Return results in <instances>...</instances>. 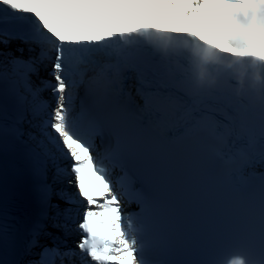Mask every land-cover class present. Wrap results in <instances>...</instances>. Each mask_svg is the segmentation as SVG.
Returning a JSON list of instances; mask_svg holds the SVG:
<instances>
[{
    "label": "snow or ice",
    "instance_id": "6c2138e0",
    "mask_svg": "<svg viewBox=\"0 0 264 264\" xmlns=\"http://www.w3.org/2000/svg\"><path fill=\"white\" fill-rule=\"evenodd\" d=\"M3 92L19 110L0 121V151L10 131L39 212L17 227L0 206V264H264V0H0ZM128 161L151 178L142 211L184 221L181 252L211 246L258 198L259 259H151L112 179Z\"/></svg>",
    "mask_w": 264,
    "mask_h": 264
},
{
    "label": "bare ground",
    "instance_id": "6f19581e",
    "mask_svg": "<svg viewBox=\"0 0 264 264\" xmlns=\"http://www.w3.org/2000/svg\"><path fill=\"white\" fill-rule=\"evenodd\" d=\"M114 175L112 174V177H113Z\"/></svg>",
    "mask_w": 264,
    "mask_h": 264
}]
</instances>
